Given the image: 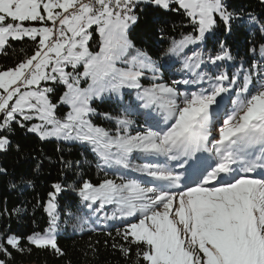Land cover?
Listing matches in <instances>:
<instances>
[{
    "label": "snow or ice",
    "instance_id": "6c2138e0",
    "mask_svg": "<svg viewBox=\"0 0 264 264\" xmlns=\"http://www.w3.org/2000/svg\"><path fill=\"white\" fill-rule=\"evenodd\" d=\"M148 2L164 10L183 9L197 26L199 35L184 37L172 52L202 40L217 25V18L230 31L233 14L224 0ZM137 3L138 0H0V51L10 41L24 38L37 41L32 55L14 68L0 71V131L13 122L24 127L22 121L38 119L41 123L28 127L27 131L41 139L55 137L90 143L102 149L100 155L105 163L114 159L124 168L129 167L126 160L134 151L178 160L209 150L211 106L218 103V96L229 91L223 83L213 85L210 92L186 96L182 101L172 87L158 85L144 89L141 98L147 103H156L161 95L168 98L164 107L172 123L162 132L110 137L87 119L94 112L91 100L122 88H141L140 69L151 66L142 52L128 58L134 46L127 33L136 22L133 9ZM36 21L45 25L50 22V26L25 23ZM93 31L100 37L95 52L90 51L89 44ZM226 58L230 57L224 49L210 60L215 63ZM120 62L129 66L119 68ZM81 67L83 70L79 71ZM82 79L89 82L87 88L81 87ZM225 79L223 75L216 77L220 82ZM42 82L65 86L59 103L68 105L70 111L63 120L57 118V104L49 98L54 89L42 87ZM250 82V77L245 76L239 93L247 92ZM230 83L234 84L235 78ZM239 93L234 101L235 110L224 121L212 145L218 162L205 170L195 186L178 193L142 186L136 180L117 183L106 179L98 185L85 181L80 186L78 194L83 201L99 202L100 207L114 204L120 217H136L118 234L137 246L138 264H264V178L236 176L219 184L220 174L234 172L231 165L238 162L243 164L244 172L264 168V155L246 159L249 148L258 147L264 154V85L242 99ZM9 144L7 137L0 136V152L7 150ZM113 148L116 152H112ZM184 162L181 161V167ZM146 174L172 185L179 181V175L171 172L148 170ZM54 189L49 193L47 205L52 217L50 228L29 240L39 248H51L62 255L53 235L57 219L55 200L62 189L59 184ZM112 218H116V213ZM6 246L18 248L19 241L15 237L6 238L0 243V252H6ZM119 247L123 254H130V248Z\"/></svg>",
    "mask_w": 264,
    "mask_h": 264
},
{
    "label": "trees",
    "instance_id": "16d2710c",
    "mask_svg": "<svg viewBox=\"0 0 264 264\" xmlns=\"http://www.w3.org/2000/svg\"><path fill=\"white\" fill-rule=\"evenodd\" d=\"M224 2L233 14L230 31H226L224 23L217 18L213 33L207 36L204 48L200 49L201 55H198V51L189 50L178 57L187 71L180 70L188 74V85L191 90H196V94L210 92L217 83L229 87V91L217 97L221 104L218 110L222 126L236 108L234 101L238 98L245 76L250 77L251 82L247 92L239 93L241 99L264 85V2ZM133 14L137 19L128 30V38L133 48L147 54L159 66L169 60L167 54L173 43L186 36L197 35V26L182 9L171 11L149 3H139L133 9ZM32 25L38 26L40 23ZM93 41L96 44L92 45L91 50L95 51L97 35H94ZM222 43L224 48H221ZM36 45L37 41L28 38L10 41L0 52V71L14 68L32 55ZM224 49L230 58L212 63L210 58ZM221 75L227 79L217 81L216 77ZM234 78L235 83H230ZM51 88L54 89L49 94L51 101L58 103L64 87L53 84ZM66 112L67 108L59 106L58 118L63 119ZM99 112L101 114L95 117L93 123L111 130L113 135L135 136L148 131L160 132L167 121L160 111L150 115L133 100L129 104L104 101ZM1 136L7 137L10 144L7 150L0 152V243L9 237L19 241L18 248L6 246V252H0L3 264H138L137 246L129 244L118 234L130 222L118 220L117 206H111L108 212L101 213L97 210L98 202H83L78 194L85 181L98 185L106 179L119 182L150 178L148 175L144 177L143 161L136 154L130 161L126 160L132 173L125 177L120 171L102 165L86 145L42 140L27 131L26 126L21 127L15 122L1 131ZM215 136L210 131L208 146L211 147L209 154L213 156L208 157L207 163H203L206 158L198 156L196 170L210 168L218 162L219 157L212 150L217 139ZM257 148H249L246 152L253 153ZM137 159L138 163H130ZM57 184L62 189L55 200L57 227L61 232L55 239L62 255L51 248H39L29 240V237L41 234L50 227L45 203ZM114 213L116 218H112ZM119 246L130 248V254H123Z\"/></svg>",
    "mask_w": 264,
    "mask_h": 264
},
{
    "label": "rangeland",
    "instance_id": "374dc122",
    "mask_svg": "<svg viewBox=\"0 0 264 264\" xmlns=\"http://www.w3.org/2000/svg\"><path fill=\"white\" fill-rule=\"evenodd\" d=\"M139 3H149V2H148V0H138L137 4H139ZM149 4H151V3H149ZM152 5H154V4H152ZM25 23H26L27 26H35V25H32V23H40V25L35 26V27L50 26L48 24L45 25L44 23L39 22V21H36V22H25ZM49 24H50V22H49ZM132 25L133 24H131V26ZM130 27H129V29H130ZM213 29L210 32L205 33V36H204V38L202 40H198V42H196V43L188 44L184 48L179 49L176 52H172L171 51V49L174 47V46H171V48L169 49V52L167 54L169 56V60L167 62H163L161 64V66H159L157 61L153 60L151 57H149L146 54V57L148 58V60L151 61V66L143 68V69H140V71H142V73H143V75H141L140 78H139V83L141 85V88H122L118 92H111V93L106 92V93L103 94L102 97L91 100L90 101V107L94 109V112L91 113L89 115V117H87V119L90 121V123L94 127H98V128H101V129L105 130L106 132L109 133L110 137H115L117 135L111 134L112 133L111 130H106L104 127L93 123V120L95 119V117H97V116H99L101 114L99 112V109L101 108V104L104 101H120V102H125V103L129 104L130 101L133 100L134 103H138L140 105V109L141 110L146 111V113H148L150 115L152 114V112H155L157 110L160 111L161 113H163L164 114V119L167 120V121L165 122V124L161 128L160 132L166 130L167 127L172 123V117L169 115V112H168L167 108L164 107V105L167 104V99H168L167 96L161 95L156 103H147L146 100L141 98L143 90L144 89H149V88H152L153 86H158V85H165V86H168V87H172V88H174L176 90L179 101H182L183 98L186 97V96L190 97L191 95L196 94V92H195L196 90H191V86L188 85V83H184V81H187V78L189 76H188V74L186 72L185 73L181 72L180 69H182V71H187V70H186L185 66L183 65V63L181 61H179L178 57H179L180 54L185 53L186 51H189V50L198 51L199 52V53L197 52L198 55H201L200 49L204 48V41L207 38V36H210L213 33ZM94 35H97L98 46H97L95 51H98L100 37H99L98 33L95 32V31H93V37L89 41V43H90V51H92L91 50L92 45L96 44V42L93 41ZM198 35L199 34H198V31H197V35L193 36V37H197ZM189 36H191V35H189ZM179 41L180 40L176 41L175 43H173V45H175ZM95 51H93V52H95ZM137 51L138 50H136L135 48H132L130 50L128 58L130 59L132 56H135ZM128 66L129 65H126V64H124L122 62L117 64V67H119V68H126ZM66 70H70V69H66ZM78 70L82 71L83 69L81 67ZM88 83H89L88 81H84L82 79L81 80V87L87 88L88 87ZM52 85H53L52 82H42V84H41L42 87H44V86L52 87ZM60 85H62V84H60ZM62 86L64 87V90H63L61 96L66 91L65 86L64 85H62ZM49 98H50V96H49ZM50 100H51V98H50ZM94 102H97V103L94 104ZM55 104H57V108H56V116H57V118L59 116L57 114L58 107L59 106H63L65 108H67V112H66V114L64 116V118H65L66 115L68 114V112L70 111V107L68 105H66V104H60L59 102L55 103ZM216 105L217 104L212 105L211 109H210L209 131H211L213 134H215L216 135L215 137L218 139L219 129L222 127V125H221L222 123L220 121V115H219L220 111L218 110V108L221 106V104L218 107H216ZM63 119H61V120H63ZM22 123L24 124V126H26L28 128V127H31L33 125L40 124L41 122L38 119H33V120H28V121H22ZM214 125L217 126L216 129L214 128ZM30 133H32V132H30ZM32 134H34V135L39 137V135L36 134V133H32ZM0 136H1V131H0ZM210 137H212V135ZM42 140H53V141H57V142H63L65 144L86 145V146L89 147V149L92 151V153L94 155H96L97 159L99 160V162L102 165L108 166L109 169H111V170L120 171L121 173H123L125 175V177H127V175H130V173H132V170L129 169L130 166L128 168H124L121 165H117L114 162V159L110 160L108 163H105V161L102 159V157L100 155V151H102V149H97V147L95 145H92L90 143L81 142L79 140H73V139H68V140L57 139L55 137L48 138V139H42ZM208 149L209 150L197 151V152H195V153H193V154H191L189 156H181L180 159H178V160L169 159L167 155H163V154H146V153L134 151L133 153H131L127 157V160L130 161L131 157L134 154H136V156L139 157L140 160L143 161L144 167L142 168V170L144 172V177L147 176L146 173H147L148 170H151V171H165V172H171L173 175H179V181L177 182L176 185H172L168 181L154 179V178H152L150 176H149L150 178H148L146 180L145 179L144 180L137 179V182L141 183L142 186H156L158 189H162L164 191L178 193V192H180L182 190L187 189L188 187L195 186L197 183L200 182V179L202 177L201 176V172H203L206 169H208V170L210 169V168H206L205 169V168L202 167V168H197L199 171H195V168H193V161L195 162V160H196L195 156H202V157L206 158V160L203 163H207L208 162L207 153L211 152V147L208 146ZM112 152H116V149L113 148ZM215 155H217V154L215 153ZM261 155H264V154H262L260 152L259 148H257V150L256 151L254 150L253 153H249L246 156V159L253 160V159H255L256 156H261ZM211 156H213V155H211ZM181 161H185L183 163L182 167L180 166ZM138 162H139V160L137 159V160L131 161L130 163H138ZM257 163H260V161H257ZM238 167L242 170L243 164L239 163ZM174 169L175 170H179V171L175 172ZM191 169H192V172H190ZM258 171L259 170L257 168L253 172H244V171H242V174L262 176V175H260V173ZM196 178H198V179L194 180ZM233 178H234V174H232V173H227V174L221 173L220 174V178H219V183L230 182ZM122 182H126V180L119 181L117 183H122ZM182 183H189V185L191 184V186H187L186 184H182ZM49 200H47L46 203H45V212H46V214L49 217V221L51 222L52 217L49 215V213L47 211V205H48V201ZM81 200H82V198H81ZM83 202H87V201H83ZM98 204H99V202H98ZM111 206H116V205H114V204H106L103 207L99 206L97 208V210H99L101 213H106V212H108L110 210ZM114 209L116 210V208H114ZM114 209L111 210V211H114ZM137 215H139V213ZM56 217H57V219H56V228H55V232L53 233L55 238L61 232V229H59L57 227L58 216H56ZM118 220L122 221V222H125V223L135 222L136 217L135 216L134 217H126V218L119 217ZM49 228L46 229L41 234L47 233Z\"/></svg>",
    "mask_w": 264,
    "mask_h": 264
}]
</instances>
